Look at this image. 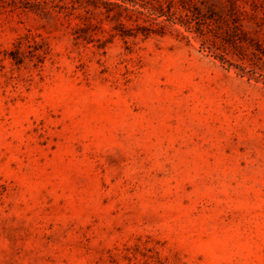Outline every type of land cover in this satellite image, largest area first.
<instances>
[{
	"label": "rangeland",
	"instance_id": "rangeland-1",
	"mask_svg": "<svg viewBox=\"0 0 264 264\" xmlns=\"http://www.w3.org/2000/svg\"><path fill=\"white\" fill-rule=\"evenodd\" d=\"M230 2L0 0V264H264V56L158 15Z\"/></svg>",
	"mask_w": 264,
	"mask_h": 264
},
{
	"label": "trees",
	"instance_id": "trees-1",
	"mask_svg": "<svg viewBox=\"0 0 264 264\" xmlns=\"http://www.w3.org/2000/svg\"><path fill=\"white\" fill-rule=\"evenodd\" d=\"M202 8H183L184 14H176L171 10L170 6L165 11L159 10L158 15L164 16L173 25L184 27L185 31L193 32L200 41L201 49L209 53L213 58L217 59L222 65L233 67L240 75L247 73V67L244 61L249 60L246 51L248 47L252 50L264 53L260 50V44L253 43L245 37L248 34L243 28V21H250L254 18V14H232L227 20L215 14L214 6H205ZM230 7L239 8L236 0H231ZM255 9L254 3L252 4ZM201 9H205L202 11ZM244 14V15H243ZM232 54L237 59V64H233L228 55ZM255 54L250 53V56ZM254 73V72H253Z\"/></svg>",
	"mask_w": 264,
	"mask_h": 264
}]
</instances>
